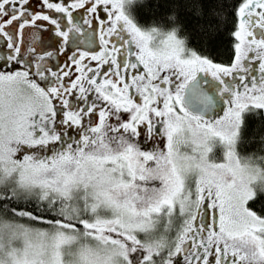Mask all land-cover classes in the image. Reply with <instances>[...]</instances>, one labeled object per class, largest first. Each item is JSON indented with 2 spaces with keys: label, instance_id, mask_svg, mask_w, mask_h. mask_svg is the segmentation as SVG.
<instances>
[{
  "label": "snow or ice",
  "instance_id": "6c2138e0",
  "mask_svg": "<svg viewBox=\"0 0 264 264\" xmlns=\"http://www.w3.org/2000/svg\"><path fill=\"white\" fill-rule=\"evenodd\" d=\"M0 264H264V0H0Z\"/></svg>",
  "mask_w": 264,
  "mask_h": 264
}]
</instances>
